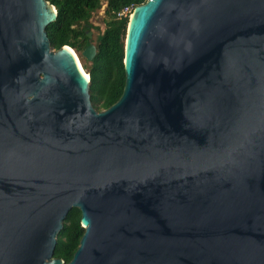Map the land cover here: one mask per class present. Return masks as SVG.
<instances>
[{
	"label": "water",
	"instance_id": "1",
	"mask_svg": "<svg viewBox=\"0 0 264 264\" xmlns=\"http://www.w3.org/2000/svg\"><path fill=\"white\" fill-rule=\"evenodd\" d=\"M57 19L0 0V264H66L74 209L68 264H264V0L134 9L103 112L73 49L51 47Z\"/></svg>",
	"mask_w": 264,
	"mask_h": 264
},
{
	"label": "trees",
	"instance_id": "2",
	"mask_svg": "<svg viewBox=\"0 0 264 264\" xmlns=\"http://www.w3.org/2000/svg\"><path fill=\"white\" fill-rule=\"evenodd\" d=\"M149 0H47L56 8L58 19L47 28L53 50L63 47L73 49L91 78L92 103L98 112L115 105L123 95L126 84L125 42L130 16L120 17L126 8L136 9ZM104 3L105 30L96 42L97 54L89 62L83 52L89 47L91 20ZM85 229L81 225V212L72 210L64 222V229L58 236L55 258L70 263L77 252Z\"/></svg>",
	"mask_w": 264,
	"mask_h": 264
},
{
	"label": "rangeland",
	"instance_id": "3",
	"mask_svg": "<svg viewBox=\"0 0 264 264\" xmlns=\"http://www.w3.org/2000/svg\"><path fill=\"white\" fill-rule=\"evenodd\" d=\"M105 9H106V3H104L102 9L95 13L93 15V18L91 20V25L93 26V29L89 30V32L92 33V37H93V42L94 44H96L98 37L104 32L105 30V24H104V19H105ZM76 53V52H75ZM79 58V55L76 54ZM81 62V61H80ZM82 67H83V63L81 62ZM84 68V67H83ZM85 71V70H84ZM87 72V71H85Z\"/></svg>",
	"mask_w": 264,
	"mask_h": 264
},
{
	"label": "bare ground",
	"instance_id": "4",
	"mask_svg": "<svg viewBox=\"0 0 264 264\" xmlns=\"http://www.w3.org/2000/svg\"><path fill=\"white\" fill-rule=\"evenodd\" d=\"M72 51H73V53H74V56H75V58H76V61H77V64H78V67H79L81 73H82V74L84 75V77L89 81V79H90L89 74H88L87 72L84 71V68L82 67L81 62H80V60L78 59V56L76 55V53L74 52V50H72Z\"/></svg>",
	"mask_w": 264,
	"mask_h": 264
},
{
	"label": "built area",
	"instance_id": "5",
	"mask_svg": "<svg viewBox=\"0 0 264 264\" xmlns=\"http://www.w3.org/2000/svg\"><path fill=\"white\" fill-rule=\"evenodd\" d=\"M133 8H126L121 14L120 17H126V16H131L132 12H133Z\"/></svg>",
	"mask_w": 264,
	"mask_h": 264
}]
</instances>
